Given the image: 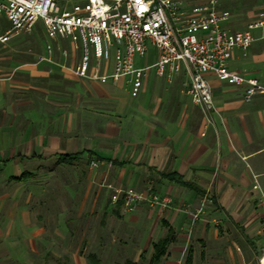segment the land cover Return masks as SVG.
<instances>
[{
	"label": "crops",
	"instance_id": "0c3cea01",
	"mask_svg": "<svg viewBox=\"0 0 264 264\" xmlns=\"http://www.w3.org/2000/svg\"><path fill=\"white\" fill-rule=\"evenodd\" d=\"M217 1L231 32L264 20V0ZM252 35L230 69L264 87V26ZM62 41L48 42L53 59L73 68L79 51ZM156 58L150 48L135 66ZM126 80H85L37 60L0 65V264H148L168 235L158 264H259L264 92L246 101L244 88L206 75L215 111H204L183 71L168 83L149 69L135 98ZM64 156L77 159L58 163ZM125 189L169 206L124 212L110 196Z\"/></svg>",
	"mask_w": 264,
	"mask_h": 264
},
{
	"label": "built area",
	"instance_id": "2783aa9c",
	"mask_svg": "<svg viewBox=\"0 0 264 264\" xmlns=\"http://www.w3.org/2000/svg\"><path fill=\"white\" fill-rule=\"evenodd\" d=\"M229 19V12L220 9L217 0L189 6L179 0H0V45L19 34H31L38 26L51 39L70 40L79 51V61L73 68L57 63L52 45L46 42L37 63L100 83L127 78L131 98L138 96L149 69L168 83L183 71L192 105L215 111L206 75L244 88L246 101L264 92L256 79L230 69L233 52L238 50L245 56L255 41L252 30L263 27L264 20L231 32L224 27ZM150 48L156 51V61L136 67L135 60L144 58ZM62 55L66 56L65 51ZM110 62L111 71L107 73ZM253 189L264 211V194L256 182ZM110 201L121 203L124 212L133 211L142 202L150 208L169 206L167 199L134 189L115 190ZM259 233H264V221ZM258 263L264 264V248Z\"/></svg>",
	"mask_w": 264,
	"mask_h": 264
},
{
	"label": "rangeland",
	"instance_id": "374dc122",
	"mask_svg": "<svg viewBox=\"0 0 264 264\" xmlns=\"http://www.w3.org/2000/svg\"><path fill=\"white\" fill-rule=\"evenodd\" d=\"M46 42H50L52 45H54V47L63 45H66L67 47L66 42L60 39L52 40L49 36L45 34L42 29L38 27L35 28L31 34H19L16 37L12 38L7 44L0 45V65L7 67L10 64L13 67L19 65V63L25 65L33 64L37 60V55L44 53L43 49ZM150 52L151 54H154V51L150 50ZM145 61L146 58L140 63L142 64ZM39 173L40 172H37L38 175ZM34 175L33 177L35 178L37 175ZM28 178L31 179V175ZM37 179L41 180L42 178L40 177ZM148 194L152 195L151 193ZM145 204L148 205L147 203ZM196 218L194 219L196 220Z\"/></svg>",
	"mask_w": 264,
	"mask_h": 264
},
{
	"label": "trees",
	"instance_id": "16d2710c",
	"mask_svg": "<svg viewBox=\"0 0 264 264\" xmlns=\"http://www.w3.org/2000/svg\"><path fill=\"white\" fill-rule=\"evenodd\" d=\"M75 159H77V156H64V157H59L58 158V163H70L72 161H74ZM30 175L28 173H24L20 180H22L25 177H29ZM116 206L118 208H121V203L116 204ZM170 235H168L166 238H164L163 240H161L160 242H158L157 244H155L153 246V254L148 262V264H158L161 257L165 254L166 252V248L168 243L170 242Z\"/></svg>",
	"mask_w": 264,
	"mask_h": 264
}]
</instances>
